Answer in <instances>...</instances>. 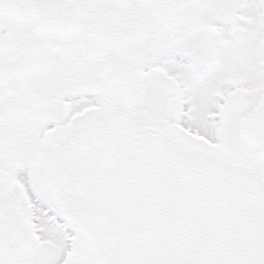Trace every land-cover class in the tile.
I'll return each mask as SVG.
<instances>
[{
  "label": "snow or ice",
  "instance_id": "1",
  "mask_svg": "<svg viewBox=\"0 0 264 264\" xmlns=\"http://www.w3.org/2000/svg\"><path fill=\"white\" fill-rule=\"evenodd\" d=\"M0 264H264V0H0Z\"/></svg>",
  "mask_w": 264,
  "mask_h": 264
}]
</instances>
